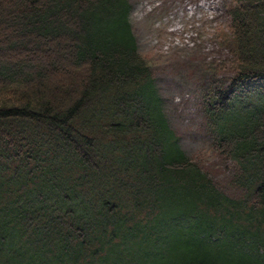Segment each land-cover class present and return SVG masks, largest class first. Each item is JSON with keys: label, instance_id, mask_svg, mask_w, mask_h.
I'll return each mask as SVG.
<instances>
[{"label": "trees", "instance_id": "16d2710c", "mask_svg": "<svg viewBox=\"0 0 264 264\" xmlns=\"http://www.w3.org/2000/svg\"><path fill=\"white\" fill-rule=\"evenodd\" d=\"M130 0H0V264H264V0L226 9L200 91L228 191L180 145Z\"/></svg>", "mask_w": 264, "mask_h": 264}, {"label": "rangeland", "instance_id": "374dc122", "mask_svg": "<svg viewBox=\"0 0 264 264\" xmlns=\"http://www.w3.org/2000/svg\"><path fill=\"white\" fill-rule=\"evenodd\" d=\"M235 0H130L132 30L154 77L182 149L224 189L232 162L210 147L199 113L200 91L232 75L227 7Z\"/></svg>", "mask_w": 264, "mask_h": 264}]
</instances>
